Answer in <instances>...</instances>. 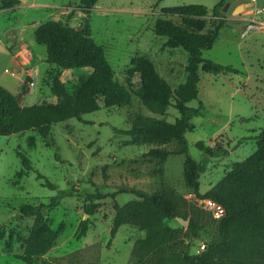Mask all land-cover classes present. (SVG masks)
I'll use <instances>...</instances> for the list:
<instances>
[{
  "label": "rangeland",
  "instance_id": "rangeland-1",
  "mask_svg": "<svg viewBox=\"0 0 264 264\" xmlns=\"http://www.w3.org/2000/svg\"><path fill=\"white\" fill-rule=\"evenodd\" d=\"M6 1L11 0H0V36L4 42H9L3 35L5 29L13 26L20 31V28L34 40L41 54L47 55L46 46L35 39L37 26L55 19L79 31L85 28L88 20L92 36L105 48L119 81L127 83L130 77L135 87L141 86L145 74L141 70L129 73L128 69L134 61L148 58L153 61L160 81L168 82L173 88L180 87L188 78V53L181 47H165L167 36L154 32L157 18L166 16L162 14V8L182 4H204L213 8L218 3V0H97L87 14L82 11L80 0H20V3L9 7L5 6ZM222 13L223 16L227 14L223 10ZM250 17L264 21V13H250ZM213 18L210 10L206 17L208 26ZM173 19L180 22L177 16ZM247 25L236 38L231 40L223 36L212 48L203 50L205 58L241 68L245 73L201 70L199 98L188 102L191 107L203 104L201 114L193 117L194 128L186 133L191 155L203 161L206 167L200 178L202 192L224 176L230 163L246 158L257 148L255 139L238 141L264 129V31L248 35L253 30H264V26L248 30ZM230 30L231 27L227 26L225 33L228 37L233 36ZM6 55L0 67V85L9 86L17 93L25 84L28 92L24 96V104L55 105L57 100L51 89L54 79L59 78L66 90L73 94L80 73L93 70L89 66L61 68L49 64L47 59L37 66L34 53L24 52L19 57L26 65L23 83L5 70L7 67L18 72L16 60ZM138 113L169 122H174L179 116L173 105L165 113H156L135 96L132 104L103 107L85 113L82 120L71 118L57 122L52 125L47 138L33 129L0 135V264L133 263L134 241L143 231L137 226L124 224L111 238L115 212L111 196L97 200L96 212L88 216L85 201L78 196L69 195L56 206L44 207L47 223L60 230L59 237L53 247L34 263L18 258V255L23 253L25 239L35 221V216H24L20 212L21 205L47 204L59 190L75 186L87 192L102 193L123 187L147 191L171 188L184 195L190 192L183 178L184 154H171L163 163V173L156 172V160L144 156V153L157 143L133 138L117 130L129 129ZM198 142L230 146V153L210 157L197 146ZM177 144L172 141L163 146L174 148ZM18 151L26 152L34 166L22 178L16 177L22 169ZM39 174L44 177H39ZM45 178L57 187L47 185ZM135 198L136 195L129 191L116 194L121 205ZM188 201L198 206L194 199ZM205 215L207 225L202 237L194 238L183 233L189 249L194 250L202 243L219 238L217 221L208 213ZM85 218L90 220L89 228L78 239L76 231ZM169 224L177 226L179 223L171 219Z\"/></svg>",
  "mask_w": 264,
  "mask_h": 264
},
{
  "label": "trees",
  "instance_id": "trees-1",
  "mask_svg": "<svg viewBox=\"0 0 264 264\" xmlns=\"http://www.w3.org/2000/svg\"><path fill=\"white\" fill-rule=\"evenodd\" d=\"M97 0H80L83 12L90 13ZM226 0L209 8L203 4H182L162 8L153 29L158 35L167 36L165 47H181L188 53V78L178 88L168 82L160 81L159 74L151 59L134 61L129 73L141 70L145 74L144 83L135 87L131 78L127 83L119 81L109 63L105 48L92 36L91 26L87 20L85 28L75 31L62 20L51 19L42 22L35 29V39L47 48V62L61 68L92 67L83 70L70 94L59 78L51 83V89L57 103L24 104L28 92L24 87L14 93L0 85V135L23 133L33 129L44 138L50 134L51 127L57 122L71 118L83 119L85 113L97 111L103 107L132 104L135 96L150 110L165 113L173 105L179 116L174 122L155 116L138 113L129 129H118L121 133L145 141H154L144 156L156 160L158 167L154 170L163 173V163L171 154H184L183 178L186 187L197 197L213 198L221 203L226 214L215 219L212 215L188 201L184 194L176 189L147 191L136 187H123L111 193L87 192L75 186L59 190L45 203H24L20 212L24 216H35L29 235L25 239L24 251L18 258L34 263L47 253L59 237L60 230L50 227L43 208L53 207L66 196H78L84 199L86 213L96 212L97 200L111 196L113 198L114 216L111 238L115 237L124 224L137 226L143 234L134 241V259L132 264H264V129L254 136H245L243 140L255 139L257 148L246 158L233 161L228 165L224 176L207 191L200 189V178L206 167L203 161L194 158L189 150L186 133L194 128L193 117L202 112L203 104L191 107L188 102L199 98L200 71L219 73L221 71L245 73L243 69L225 65L216 60L205 58L203 50L212 48L226 23L222 7ZM20 0L6 1L5 6H13ZM212 12L214 16L210 26L206 17ZM170 15V16H168ZM180 18L176 22L173 17ZM172 141L178 144L174 148L166 145ZM197 146L210 157H222L230 153V146L216 144ZM22 169L16 177L22 178L34 168L26 152L18 151ZM39 177L44 175L39 174ZM45 183L52 188L57 185L45 178ZM133 192L137 198L121 205L116 200L119 192ZM206 213L217 221L218 240L208 241L203 250L189 249L185 245L183 233L194 238L202 237L207 225ZM177 216L189 220L188 226L169 224ZM90 220L80 221L76 237H83Z\"/></svg>",
  "mask_w": 264,
  "mask_h": 264
},
{
  "label": "crops",
  "instance_id": "crops-1",
  "mask_svg": "<svg viewBox=\"0 0 264 264\" xmlns=\"http://www.w3.org/2000/svg\"><path fill=\"white\" fill-rule=\"evenodd\" d=\"M66 7H69V6H66ZM224 17L226 19V23L222 27L218 39L221 37L223 38V36L226 38H230L231 40L236 38L237 35L242 31V28L246 26L249 21L255 19L253 17H250V13H227ZM227 26L231 27L230 33L233 35L231 37H228V35L225 33ZM19 30L20 31H18V29L13 26L4 30L3 35L9 40L8 43L4 42L3 38L0 36V67H1L2 62L5 60V57L7 56L6 54H8L9 56H11L13 59L16 60V68L19 72V73L16 72V74L13 76H16L20 81L24 83V79L26 76V65H23V63H21V59L19 58L20 54L26 51H28L27 53L33 52L36 58L35 64H37V66L42 65L43 59L46 60L47 55L41 54L40 52L41 50L34 44V40L29 39L27 37V35L25 34V30L20 29V28ZM262 31L264 30H253L248 35L252 33H256V32H262ZM41 68L42 67H40V70ZM0 77H1V74H0ZM7 88L11 90L9 86H7ZM21 90H22V87L17 93H19Z\"/></svg>",
  "mask_w": 264,
  "mask_h": 264
},
{
  "label": "built area",
  "instance_id": "built-area-1",
  "mask_svg": "<svg viewBox=\"0 0 264 264\" xmlns=\"http://www.w3.org/2000/svg\"><path fill=\"white\" fill-rule=\"evenodd\" d=\"M255 13H264V6L256 7ZM259 26H264V21L254 19L248 23L247 29L250 30V29L259 28ZM6 71L10 72L12 75L16 74V71L10 68H6ZM32 84L34 85L35 81H33ZM185 197L188 200L194 199L197 202L198 206L208 211L215 219H219L226 214L225 207L213 198H209V197L200 198L197 197L193 192H189L187 195H185ZM205 245H206L205 243H202L200 246H198L196 248V252L203 250L205 248Z\"/></svg>",
  "mask_w": 264,
  "mask_h": 264
},
{
  "label": "water",
  "instance_id": "water-1",
  "mask_svg": "<svg viewBox=\"0 0 264 264\" xmlns=\"http://www.w3.org/2000/svg\"><path fill=\"white\" fill-rule=\"evenodd\" d=\"M263 5L264 0H226L222 10L227 13H254L256 7ZM86 215L88 216L89 214L86 213ZM176 219L182 226H188L189 224V220L183 217L177 216Z\"/></svg>",
  "mask_w": 264,
  "mask_h": 264
}]
</instances>
